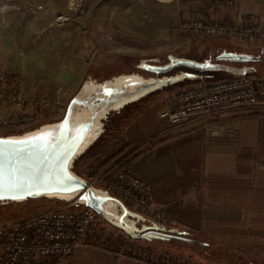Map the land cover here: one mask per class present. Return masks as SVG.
<instances>
[{
	"label": "rangeland",
	"instance_id": "374dc122",
	"mask_svg": "<svg viewBox=\"0 0 264 264\" xmlns=\"http://www.w3.org/2000/svg\"><path fill=\"white\" fill-rule=\"evenodd\" d=\"M28 9L36 11L38 26L52 23L50 32L44 34L48 36L58 33L55 34L54 50L66 61L69 76L64 80L53 81L49 84L47 93L37 96L38 99L48 98L50 104L31 103V97L36 96H28L19 88L12 87L11 89L20 90L24 94L26 102L22 106L8 101L0 105H8V109H14L12 113H25L28 122L19 127L0 129V136L21 134L59 120L66 113L71 98L89 78L102 81L127 72L154 76L147 71L132 68L137 62L153 61L164 65L169 62L170 55L199 62L209 59L215 61L223 52L261 55V60L257 62L225 64L233 67L253 66L255 69H249L245 76L264 79V39L211 38L204 34L179 31L181 24L193 19L232 24L255 20L264 24V0H39L36 6H28ZM43 13L47 14L45 20L40 19V16H44ZM180 72L198 73L188 67H179L171 75ZM240 77L243 76L226 71L205 72L197 78L165 86L126 105L120 111L109 113L104 120L103 133L81 155L82 160L96 156L101 161L110 155V145L124 143L131 148L137 146L138 142L132 141L146 134L145 129L141 130L142 127L139 128L142 132H138L137 126L141 120L146 116H154L159 123H167L159 115L173 103L180 90ZM130 131L135 132V138L128 140L125 136ZM103 180L104 176L99 174L90 185L107 188V182ZM75 204L74 201L45 198L28 199L19 203L0 202V224L12 223L54 209H80L81 206ZM127 207L139 212L132 206ZM144 216L147 219L151 217L148 213H144ZM100 221L99 227L94 231L96 236H100L98 245L108 246L109 251L119 255L127 256L131 248H149L156 253L177 257L192 264H264L262 252L252 255L242 251L235 252L211 241L204 246L202 235L197 233L189 234V240L177 237L132 240L102 217ZM93 241L94 239H90L85 243L93 246L96 244Z\"/></svg>",
	"mask_w": 264,
	"mask_h": 264
},
{
	"label": "crops",
	"instance_id": "0c3cea01",
	"mask_svg": "<svg viewBox=\"0 0 264 264\" xmlns=\"http://www.w3.org/2000/svg\"><path fill=\"white\" fill-rule=\"evenodd\" d=\"M38 1L14 0L15 8L0 10V86L36 97L70 71L54 50L57 32L45 35L52 23L38 26L36 11L28 9ZM261 102L259 115L217 113L212 123L220 127L218 134L196 122L161 124L154 116L137 126L145 135L126 132L128 140L148 148L129 172L147 182L151 210L165 217L164 227L202 235L204 246L211 241L235 252L264 254V96ZM12 111L0 105V117ZM58 264L152 263L96 243L84 244Z\"/></svg>",
	"mask_w": 264,
	"mask_h": 264
},
{
	"label": "water",
	"instance_id": "95a60500",
	"mask_svg": "<svg viewBox=\"0 0 264 264\" xmlns=\"http://www.w3.org/2000/svg\"><path fill=\"white\" fill-rule=\"evenodd\" d=\"M219 60L253 61L258 56L223 52ZM185 66L199 71H226L245 76L249 69L214 63L211 59L199 62L169 56L164 65L143 61L139 72H127L111 79L86 80L71 98L66 113L57 121L23 132L0 136V202H23L28 199H55L74 201L88 207L105 222L121 230L130 239L173 238V229L147 219L133 211L107 190L94 187L73 170L74 162L100 137L108 114L120 111L126 105L198 74L180 72L166 75ZM164 75V76H160ZM137 222L143 225L138 227ZM181 238V237H180Z\"/></svg>",
	"mask_w": 264,
	"mask_h": 264
},
{
	"label": "built area",
	"instance_id": "2783aa9c",
	"mask_svg": "<svg viewBox=\"0 0 264 264\" xmlns=\"http://www.w3.org/2000/svg\"><path fill=\"white\" fill-rule=\"evenodd\" d=\"M13 8V0H0L1 11ZM179 31L211 38L264 39V24L255 20L232 24L193 19L181 24ZM263 96L264 82L247 76L208 82L180 90L175 105L167 107L159 117L171 125L196 122L218 134L220 127L212 123L217 113L255 110L262 106ZM5 101L22 106L26 98L20 90L0 86V104ZM31 103L51 102L48 98L31 97ZM27 120L25 113H10L0 117V129L19 127ZM107 189L125 205L136 208L143 215L150 214L154 222H165L160 212L151 210L148 185L144 179L131 172L116 171L107 183ZM100 220L101 216L94 210L81 206L78 210L54 209L0 224V264H58L86 244L87 233L96 230Z\"/></svg>",
	"mask_w": 264,
	"mask_h": 264
},
{
	"label": "trees",
	"instance_id": "16d2710c",
	"mask_svg": "<svg viewBox=\"0 0 264 264\" xmlns=\"http://www.w3.org/2000/svg\"><path fill=\"white\" fill-rule=\"evenodd\" d=\"M260 109L257 108L255 110H240V116H249V115H259L261 114ZM112 147L110 155L102 159L98 160V157L92 156L91 158H86L82 160L81 156L74 162L73 170L84 177L89 184H92L91 181L94 178L101 174L104 176V182H109L112 176L116 171H125L129 172V168L132 163L138 159L144 152L147 151L148 148L141 149V145H137L135 147H130L127 144L122 143L121 145H110ZM108 147V148H109ZM102 188V187H100ZM108 190L107 188H104ZM77 206V204H75ZM92 233H87L85 240L89 241L90 239H94L93 242L99 244L100 236H96ZM174 235L179 236L180 239L189 240V235L186 232H179L174 230ZM174 238V237H173ZM109 242V239L106 240ZM128 255L140 260H144L146 262L152 264H192L189 261H185L183 259H179L177 257L167 256L165 254L156 253L155 251L149 248H135L130 249Z\"/></svg>",
	"mask_w": 264,
	"mask_h": 264
},
{
	"label": "flooded vegetation",
	"instance_id": "af4514ba",
	"mask_svg": "<svg viewBox=\"0 0 264 264\" xmlns=\"http://www.w3.org/2000/svg\"><path fill=\"white\" fill-rule=\"evenodd\" d=\"M256 56H258L259 58H260V60H261V55H256ZM259 60V61H260ZM149 63H152V64H156L155 62H151V61H148ZM212 62H214V63H222V64H225V63H227V62H231V63H237V62H239V63H245L244 61H232V60H219L218 59V57H216V60L214 61L213 59H212ZM139 63L140 62H137L132 68H134V67H136V68H138L139 69ZM181 67H185V66H181ZM177 68H179V67H177ZM177 68H175V69H177ZM236 68H238V69H243V68H247V69H250V70H254L255 68L253 67V66H251V67H247V66H245V65H243V66H237ZM175 69H173V70H175ZM189 69H191V68H189ZM141 71H145V70H142V69H140ZM172 70V71H173ZM192 70H195V71H197L198 73V75L200 76L202 73H205V72H211V71H199V70H196V69H192ZM172 71H170V72H168L166 75H171L172 73ZM152 74V73H151ZM160 76H164V75H160ZM136 225L138 226V227H140V226H142L143 224L141 223V222H137L136 223Z\"/></svg>",
	"mask_w": 264,
	"mask_h": 264
}]
</instances>
